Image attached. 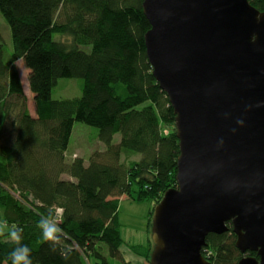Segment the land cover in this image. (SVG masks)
I'll return each mask as SVG.
<instances>
[{"label": "trees", "instance_id": "1", "mask_svg": "<svg viewBox=\"0 0 264 264\" xmlns=\"http://www.w3.org/2000/svg\"><path fill=\"white\" fill-rule=\"evenodd\" d=\"M142 2L0 0L12 45L8 50L0 42V220L22 229L20 243L32 249L33 264H112L108 258L125 246L119 198L156 205L176 186L174 115L146 57L150 26ZM248 3L264 12V0ZM18 60L28 70L30 111ZM61 78H80L81 95L52 99ZM76 122L94 129L87 137L92 152L68 160ZM93 141L103 149L91 147ZM50 209L63 229L55 250L38 227ZM227 227L206 237L202 254L211 264H237L243 257ZM16 246L0 236V264H11L8 254ZM128 249L149 261V248ZM247 256L257 259L255 252ZM118 261L129 264L123 256Z\"/></svg>", "mask_w": 264, "mask_h": 264}, {"label": "water", "instance_id": "2", "mask_svg": "<svg viewBox=\"0 0 264 264\" xmlns=\"http://www.w3.org/2000/svg\"><path fill=\"white\" fill-rule=\"evenodd\" d=\"M142 10L179 150L176 186L153 208L150 264H211L206 237L228 223L237 264H264V12L248 0H143Z\"/></svg>", "mask_w": 264, "mask_h": 264}, {"label": "rangeland", "instance_id": "3", "mask_svg": "<svg viewBox=\"0 0 264 264\" xmlns=\"http://www.w3.org/2000/svg\"><path fill=\"white\" fill-rule=\"evenodd\" d=\"M55 38L58 36H54ZM0 42L3 43L8 50H12L11 45V37H10V29L8 24L6 23L5 19L0 13ZM16 68L18 70L22 86L24 88V92L27 95L28 98V107L30 110L33 109V101H32V94L29 91L28 83H27V72L24 63L22 60H18L16 63ZM81 87L82 82L80 78H61L58 80L57 84L53 89L51 90V98L52 99H70V98H76L81 95ZM78 128L82 129L83 131H79L83 133L81 136L74 133ZM94 129L90 126H87L82 123L76 122L73 126L72 135L70 137V141L67 147V150L65 152L66 158L68 160L73 158V155H82L84 156V153L87 150H90L92 152V149L89 148L87 143V137L88 135L93 131ZM115 142L118 141V136L115 137ZM85 145V149L83 150V146ZM91 147L97 148V149H103V146L98 142H92L90 144ZM137 157H131V160H135ZM120 203L117 211L118 215V224L120 226V238L123 241V244L125 245L124 248H121L122 251H125L129 254L123 255V252H119L116 259L108 258L109 262L112 264H119L120 261L119 258L123 256L124 260H129V257L134 254L128 249V245H137V244H143L142 246H145L146 248H149L150 254L153 249V243L151 240V219H152V212L156 205L153 200L149 199L144 202H135L130 200L127 197H120L119 198ZM58 217V214L55 215ZM120 220V221H119ZM146 225V228H145ZM9 229H12L11 226H8ZM145 228V231L143 229ZM0 236H6V235H0ZM127 243V244H126ZM102 254L107 255L106 247L102 245ZM128 250V251H127ZM207 250V249H206ZM206 254V253H205ZM135 255V254H134ZM133 255V256H134ZM137 256V255H136ZM140 259H142L145 263L150 264L149 261L144 260L142 257L138 256ZM90 264H94V261L90 260ZM120 264H122L120 262Z\"/></svg>", "mask_w": 264, "mask_h": 264}, {"label": "clouds", "instance_id": "4", "mask_svg": "<svg viewBox=\"0 0 264 264\" xmlns=\"http://www.w3.org/2000/svg\"><path fill=\"white\" fill-rule=\"evenodd\" d=\"M38 227L41 230L42 241L51 243L53 250H55L56 245L63 236V229L60 227L59 218H57L50 209L46 215L40 217ZM0 235H6L17 243V246L8 254L11 264H33L32 249L28 245L20 243L22 239V229H9L8 221L3 219L0 220Z\"/></svg>", "mask_w": 264, "mask_h": 264}, {"label": "crops", "instance_id": "5", "mask_svg": "<svg viewBox=\"0 0 264 264\" xmlns=\"http://www.w3.org/2000/svg\"><path fill=\"white\" fill-rule=\"evenodd\" d=\"M23 87V86H22ZM23 91H24V88H23ZM34 107V106H33ZM28 110L30 111V108L28 107ZM122 198V197H121ZM119 203H120V201H119ZM120 221V220H119ZM145 228H146V225H145ZM145 228L143 229V231H145ZM139 245H143V244H139ZM145 247V246H144ZM128 251V250H127ZM123 252V255H128L129 256V254L127 253V252H125V251H122ZM134 254H132V256L131 257H129V260H125L126 262H128L129 264H147V263H145L142 259H140L138 256H136V255H134ZM149 259H150V257H149Z\"/></svg>", "mask_w": 264, "mask_h": 264}, {"label": "flooded vegetation", "instance_id": "6", "mask_svg": "<svg viewBox=\"0 0 264 264\" xmlns=\"http://www.w3.org/2000/svg\"><path fill=\"white\" fill-rule=\"evenodd\" d=\"M203 251H204V253L207 251V250H206V247H205V248H203L202 252H203ZM202 255H203V254H202ZM203 257H204V256H203Z\"/></svg>", "mask_w": 264, "mask_h": 264}]
</instances>
